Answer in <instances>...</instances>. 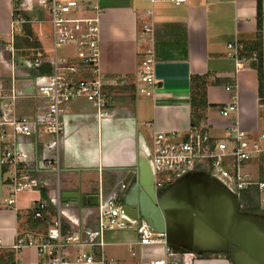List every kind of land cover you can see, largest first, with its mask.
Here are the masks:
<instances>
[{
	"label": "crops",
	"instance_id": "1",
	"mask_svg": "<svg viewBox=\"0 0 264 264\" xmlns=\"http://www.w3.org/2000/svg\"><path fill=\"white\" fill-rule=\"evenodd\" d=\"M76 1L98 11V67L109 104L99 112L83 100L68 106L58 176L41 168L40 146L37 148L32 139H21L24 149L36 150V161L30 166L34 183L29 190L13 195V207L8 208L5 201L12 198V192L3 184L5 175L0 174V264H41L35 249L15 251L11 246L16 237L44 233L58 196L68 203L62 207L65 230L91 238L97 228V211L80 197L119 192L123 203L139 170L146 173L153 135L171 132L183 136L189 130L191 97L200 81L205 83L204 114L211 136L223 137L234 123L252 138L264 128L257 69L264 61V0H186L178 6L172 0ZM13 5L26 22L19 33L12 30ZM93 15L90 11L80 14L86 18ZM258 17L262 59L237 63L227 56V45L237 43L250 53V47L257 44ZM44 25H48V12L39 0H17L16 4L0 0L1 93H29V79L49 72L46 65L40 74L27 65L36 57L51 55L50 31L44 32ZM25 26L40 45L35 56L22 55L33 53L24 48ZM143 26L150 32L143 33ZM68 50L72 56L73 51ZM146 51L152 52L157 82L148 97L139 93L143 85L137 80L140 58ZM261 69L264 74L263 66ZM227 86L230 92L225 90ZM18 97L12 107L16 116L32 115L44 104L40 98ZM232 101L237 105L236 113L220 117L218 110ZM6 105L10 100H1L0 111ZM66 194L77 197L65 201L62 196ZM40 201L49 206L46 221L41 222L33 220L31 211ZM190 240L176 236L166 246L142 247L133 229L115 230L103 234V252L110 264H142L158 258L170 264H230L224 254ZM166 248L169 252L165 255Z\"/></svg>",
	"mask_w": 264,
	"mask_h": 264
},
{
	"label": "built area",
	"instance_id": "2",
	"mask_svg": "<svg viewBox=\"0 0 264 264\" xmlns=\"http://www.w3.org/2000/svg\"><path fill=\"white\" fill-rule=\"evenodd\" d=\"M16 1L12 0L13 4ZM39 2L48 12L51 55L49 58L36 57L27 65L36 72L46 65L49 72L29 79V93L12 92L9 95L0 91V101L10 100V105L1 107L0 111V174L5 175L3 184L12 192V198L5 201L8 208L13 207V195L29 190L34 183L30 176V166L36 161V150L33 147V153L24 149L21 139L34 140L36 147L41 148V168L58 176L61 168L60 142L68 106L74 101L83 100L99 112L109 104L98 67V11L79 5L76 0ZM172 2L178 6L186 0ZM17 10L13 5L11 23L12 30L14 26H19L16 30L19 33L26 22L18 16ZM88 11L94 15L89 18L80 16ZM142 31L147 33L150 29L143 26ZM61 49H70L73 55L60 56L58 51ZM227 56L241 64L258 62L255 52L248 53L237 43L227 45ZM153 63L151 51L142 54L137 80L143 85L139 93L146 97L150 95V89L157 85ZM262 66L264 69V61ZM261 89L259 105L264 99V74ZM225 90L230 92L231 87L227 86ZM18 96L40 98L44 104L32 115L16 116L12 107ZM236 111L237 105L232 101L221 107L218 115L227 118ZM209 132L206 121L190 126L183 136L171 132H156L148 155L153 188L161 191L183 177L203 173L237 197L239 206H242V192L251 187H257L259 191L264 189V183L254 180L246 169L264 155V128L254 138L249 137L236 123L230 125L221 138L213 137ZM121 189H125V186L121 185ZM52 206L54 214L47 222L44 233L28 234L25 238L16 237L12 250L31 247L35 249L41 264H110L111 260L103 252L105 232L133 229L137 235V244L142 247L167 244L164 236L150 229L142 219L134 220L125 214L119 192H113L109 196L99 192L96 206L97 228L91 238L78 231L65 230L62 207H67L68 203L61 202L58 196ZM48 210L46 202H35L31 207L33 220L46 221L45 214ZM168 252L169 249L166 248L165 255ZM142 264L170 263L165 258H158Z\"/></svg>",
	"mask_w": 264,
	"mask_h": 264
},
{
	"label": "water",
	"instance_id": "3",
	"mask_svg": "<svg viewBox=\"0 0 264 264\" xmlns=\"http://www.w3.org/2000/svg\"><path fill=\"white\" fill-rule=\"evenodd\" d=\"M147 167L146 173L139 170L123 201L129 218L142 219L162 234L166 243L183 236L224 254L230 264H264V214L240 213L237 197L203 173L188 175L165 190L155 191ZM72 197L77 194L62 196L65 201ZM80 198L96 208L98 195Z\"/></svg>",
	"mask_w": 264,
	"mask_h": 264
},
{
	"label": "trees",
	"instance_id": "4",
	"mask_svg": "<svg viewBox=\"0 0 264 264\" xmlns=\"http://www.w3.org/2000/svg\"><path fill=\"white\" fill-rule=\"evenodd\" d=\"M261 19L260 17H258V20H257V34H256V37H255V42L257 44H255L253 46L250 47V52H255L258 56V59L259 61H261L262 57H261V53H260V50L258 49V47L261 43ZM23 35H24V38H23V41L25 42L24 44V48L25 49H28V50H33V51H36L35 54H38L39 53V49H40V45L39 43L34 40L32 38V32L30 30L29 27L25 26L23 28ZM38 51V52H37ZM23 56L25 57H29L28 56V53L26 54H22ZM261 62H259L257 64V69H258V72H259V89H258V95H259V98L262 97V89H261V78H262V66L260 64ZM201 83L200 84H197V88H196V91L193 92L192 94V97H191V126H196L198 125L200 122L202 121H205L206 120V117H205V114H204V111L207 109V105L205 103V94H204V85L205 83L203 81H200ZM260 105H264V99L260 102ZM264 159V155L261 156L255 163H261L262 160ZM264 162V161H263ZM252 189H256L257 190V187H251L250 189H248L247 191H244L241 193L240 195V200H241V203L243 206L246 207V209H243L245 211H247V213L249 212L250 214H253L255 213L254 209L251 208V205H253V201H254V198H253V192H252Z\"/></svg>",
	"mask_w": 264,
	"mask_h": 264
},
{
	"label": "rangeland",
	"instance_id": "5",
	"mask_svg": "<svg viewBox=\"0 0 264 264\" xmlns=\"http://www.w3.org/2000/svg\"><path fill=\"white\" fill-rule=\"evenodd\" d=\"M43 27H44V32L48 33L50 31V25L49 24L48 25H44ZM18 28H19L18 25L14 26V30L13 31L17 32L16 30ZM47 43L49 44V42H47ZM45 45H47V44L45 43ZM34 53H35V51H33V53L28 52V56L29 57L35 56ZM70 53L72 54L71 51H70ZM70 53H69L68 49H61V50L58 51V54L60 56H62V55L66 56V55H69ZM263 161H264V159L262 160L261 163L257 162V163H254V164H249L246 169H247V171L249 173L252 174V177L254 178V180H261L264 183V162ZM252 192H253L254 201H253V205H251V208H253L255 210L254 211L255 213H253V215L264 213V189L262 191H259L258 189L257 190L256 189H252ZM241 209L242 210L246 209V207L242 205ZM245 213H247V211H245ZM248 214H250V213L248 212Z\"/></svg>",
	"mask_w": 264,
	"mask_h": 264
},
{
	"label": "flooded vegetation",
	"instance_id": "6",
	"mask_svg": "<svg viewBox=\"0 0 264 264\" xmlns=\"http://www.w3.org/2000/svg\"><path fill=\"white\" fill-rule=\"evenodd\" d=\"M168 187H165V188H162L161 190H165V189H167ZM240 213H245V211L244 210H240ZM259 213V212H258ZM248 214V213H247ZM264 213H261V214H257V215H263Z\"/></svg>",
	"mask_w": 264,
	"mask_h": 264
}]
</instances>
